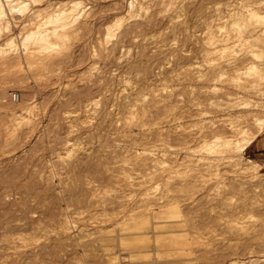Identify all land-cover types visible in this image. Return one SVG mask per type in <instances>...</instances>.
I'll list each match as a JSON object with an SVG mask.
<instances>
[{
  "label": "rangeland",
  "instance_id": "374dc122",
  "mask_svg": "<svg viewBox=\"0 0 264 264\" xmlns=\"http://www.w3.org/2000/svg\"><path fill=\"white\" fill-rule=\"evenodd\" d=\"M47 1L74 0L0 32V264H264L263 159L199 152L224 109L264 102V0H78L53 49L23 52Z\"/></svg>",
  "mask_w": 264,
  "mask_h": 264
},
{
  "label": "bare ground",
  "instance_id": "6f19581e",
  "mask_svg": "<svg viewBox=\"0 0 264 264\" xmlns=\"http://www.w3.org/2000/svg\"><path fill=\"white\" fill-rule=\"evenodd\" d=\"M43 0H0V32H2L1 30H3L2 28H9V25H8V22L5 21V16L7 15V13H23V12H27V10H32V6H39V4L43 3L42 2ZM45 2V0H44ZM71 2V1H70ZM47 3L50 5H45L46 9H50L48 11V14L46 16V20L44 23L36 26V28L34 30H32V32H27L26 34L22 35V42H21V49L23 52H26L28 51V49L30 47H33L31 45H35L37 46L38 48L40 47L41 49H43V51L45 50H51L53 49V44L52 42H50V39L51 36L53 35L55 37L56 35V32H57V29L60 27V26H63V24H66V21L69 22V20L72 22V21H77L78 18L76 17L77 15H79L77 13V10L80 11V9H78L81 5V2L78 1V0H74L70 3H68L66 5L65 1L62 2V5L59 4H56V5H52L50 3H52V1L48 2ZM65 3V4H63ZM140 4V1L139 0H134V1H129L128 2V13L129 14H132L133 10H134V7L136 5H139ZM47 12V10H45ZM18 14V15H19ZM251 15H254V14H251ZM251 15L248 14L247 15V20L249 23H251V20H253V16L251 18ZM13 16V15H12ZM18 17V16H17ZM246 17V16H245ZM254 17H258V16H255ZM254 18V19H255ZM260 19V17H259ZM237 20V19H236ZM256 22L258 21V19L256 18L255 19ZM235 21V20H234ZM117 23L121 22V19L118 18V21H116ZM255 22V21H254ZM259 22V21H258ZM257 22V23H258ZM238 23V22H237ZM256 23V24H257ZM240 24V23H239ZM65 26V25H64ZM63 26V27H64ZM234 26V24H233ZM242 26V25H241ZM244 26V25H243ZM251 27V26H250ZM234 28V27H233ZM246 28V27H245ZM258 28V26H257ZM256 27L253 29H248L249 30V33L253 32L255 29H257ZM261 28V27H259ZM236 29V28H234ZM238 29V28H237ZM31 30V29H30ZM264 30V28L262 29ZM242 32V31H241ZM238 33V32H237ZM255 33V32H253ZM262 33V31L260 32ZM264 33V32H263ZM244 34V33H243ZM21 35V34H20ZM247 35V34H246ZM261 34H259L260 36ZM224 36V35H223ZM236 36V35H235ZM254 36V35H253ZM252 36V37H253ZM256 36V34H255ZM19 37V35H18ZM52 37V38H54ZM239 37V36H238ZM244 37V36H243ZM258 37V36H257ZM241 38V37H240ZM251 38V36L249 37ZM258 38H264V34L262 35V37H258ZM230 39V38H229ZM256 39V38H255ZM245 40V39H244ZM263 40V39H262ZM261 40V41H262ZM229 41V40H228ZM238 41V40H237ZM258 41V40H257ZM260 41V42H261ZM248 42V41H247ZM250 42V41H249ZM248 42V43H249ZM20 43V42H19ZM214 43V42H213ZM14 44H15V40L12 38H10L9 40H7V43H5V45L12 49L11 47H14ZM244 44V43H243ZM212 45V44H211ZM215 45H216V41H215ZM242 45V43H241ZM240 45V46H241ZM11 46V47H10ZM34 46V48L36 49V47ZM55 46V45H54ZM214 46V45H213ZM244 46H246L244 44ZM263 46V45H262ZM220 47V46H219ZM243 48V47H242ZM9 49V50H10ZM33 49V48H32ZM214 49V48H213ZM217 49V48H216ZM219 49V48H218ZM223 49V48H222ZM226 49V48H225ZM229 49V48H228ZM2 49H0L1 51ZM30 50V49H29ZM215 50V49H214ZM32 51V50H31ZM38 51V50H37ZM212 51V50H211ZM222 51V50H221ZM225 51V50H224ZM3 52V51H2ZM7 52V50H6ZM6 52H4V55L6 54ZM47 52V51H46ZM210 52V51H209ZM253 52V51H252ZM27 53V52H26ZM31 53V52H30ZM254 53V52H253ZM1 55V54H0ZM3 55V53H2ZM24 55V54H23ZM28 55V54H27ZM32 55V54H31ZM30 55V56H31ZM214 55V54H213ZM217 55V54H216ZM225 55V54H223ZM222 55V56H223ZM228 55V54H227ZM36 56V55H34ZM212 56V55H211ZM235 56V55H234ZM239 56V55H238ZM3 57V56H2ZM1 57V58H2ZM26 57V56H25ZM41 57V56H40ZM184 57V56H183ZM218 57V55H217ZM229 57V56H228ZM231 57V56H230ZM6 58V57H4ZM34 58V57H33ZM38 58V57H37ZM219 58L220 55H219ZM26 59H30V58H26ZM39 59V58H38ZM207 59V58H206ZM214 59V58H213ZM222 59V58H221ZM227 59V58H226ZM241 59V58H240ZM217 60V59H216ZM239 61V59H238ZM206 62V61H205ZM209 62V61H208ZM216 62V61H215ZM230 62V61H229ZM222 63V62H221ZM234 63V61H233ZM224 64V63H223ZM231 64V63H230ZM235 64H237L235 62ZM221 65V64H220ZM189 66V65H188ZM223 66V65H222ZM227 66V65H226ZM252 66V65H251ZM215 67V66H214ZM225 68V66H223ZM241 67V66H240ZM254 67V65H253ZM251 68V70H253L254 68ZM186 68V67H185ZM213 68V67H212ZM227 68V67H226ZM247 68L249 69L250 67L247 66ZM256 68V67H255ZM208 69V68H207ZM214 69V68H213ZM218 68H216L217 70ZM257 69V68H256ZM219 70V69H218ZM239 69L236 70V72H238ZM250 70V69H249ZM260 71V69H258ZM257 70V71H258ZM240 71V70H239ZM243 71V70H242ZM210 72V71H209ZM218 72V71H217ZM222 72V71H221ZM227 72V71H226ZM244 72V71H243ZM198 73V72H196ZM195 73V74H196ZM207 73V72H206ZM212 73V72H211ZM229 73V72H228ZM248 73L247 72V75L248 76ZM259 73V72H257ZM200 74H203L200 72ZM215 74V73H214ZM260 74V73H259ZM258 74V75H259ZM232 75V74H231ZM255 75V74H254ZM260 75H263V73H261ZM190 76V75H189ZM205 76V75H204ZM238 76V75H237ZM226 77V76H225ZM228 77V75H227ZM235 77V75H234ZM261 77V76H260ZM217 78V77H216ZM232 78V77H231ZM242 78V77H241ZM244 78V76H243ZM247 78V77H246ZM192 79V78H191ZM196 79V78H195ZM209 79V78H207ZM211 79V78H210ZM215 79V78H214ZM245 79V78H244ZM257 79V78H256ZM263 79H264V75H263ZM263 79H260V80H263ZM205 79H203L204 81ZM226 80V78H225ZM240 80V79H239ZM243 80V79H241ZM252 80V79H251ZM254 80V79H253ZM247 81V79H246ZM200 82V81H199ZM205 82V81H204ZM210 82V81H209ZM230 82V81H229ZM234 82V81H233ZM252 81H249L247 83H250ZM197 83V82H195ZM244 83V82H243ZM221 85L222 84H225V83H220ZM241 84V83H240ZM251 84V83H250ZM260 84H264L263 83H260ZM258 84V85H260ZM190 85V84H189ZM228 85V84H227ZM234 86V84H232ZM236 85V84H235ZM187 86V85H186ZM194 86V85H193ZM192 86V87H193ZM229 86V85H228ZM239 86V85H238ZM191 87V88H192ZM209 87V86H208ZM215 87V86H214ZM220 87V86H219ZM222 87V86H221ZM246 87V86H245ZM253 87V86H252ZM264 87V86H263ZM188 88V87H186ZM195 88V87H194ZM193 88V89H194ZM240 88H242L240 86ZM209 89V88H208ZM234 89V88H233ZM262 89V88H261ZM261 89H258L257 88V92H259V97H264V88L261 90ZM183 90V89H182ZM217 90V89H216ZM195 91V90H193ZM201 91V90H200ZM199 91V92H200ZM208 91V90H207ZM215 91V90H214ZM222 91V90H221ZM236 91V90H235ZM260 91H262L260 93ZM197 92V91H196ZM253 92V91H252ZM194 93V92H193ZM192 93V94H193ZM205 93V92H204ZM208 93V92H207ZM217 93V92H216ZM182 94V93H181ZM197 94V93H196ZM214 94V93H213ZM227 94V92H226ZM229 94V93H228ZM225 95V94H224ZM240 95V94H239ZM251 95V94H250ZM216 96V95H215ZM214 96V97H215ZM164 97V96H162ZM167 97V96H166ZM178 97V96H177ZM193 97V96H191ZM245 97V96H244ZM229 98V97H228ZM160 99V98H159ZM162 99V98H161ZM219 99V98H218ZM180 100V99H179ZM193 100V99H192ZM202 100V99H201ZM222 100V99H220ZM224 100V99H223ZM230 100V99H229ZM260 100V99H259ZM264 99L260 100V101H263ZM160 101V100H159ZM165 101V100H164ZM163 101V102H164ZM16 102V101H15ZM18 102V101H17ZM171 102V101H169ZM181 102V101H180ZM178 102V103H180ZM191 102V101H190ZM195 102V101H194ZM205 102V100L203 101ZM219 102V101H218ZM226 102V100H225ZM172 103H173V100H172ZM182 103V102H181ZM193 103V102H192ZM232 103V102H231ZM161 104V103H160ZM215 104V103H214ZM225 104V103H224ZM197 106V104H195ZM206 105V104H205ZM233 105V104H232ZM240 105V104H239ZM240 108H237L236 106L235 109L233 110L232 107L231 109L232 110H228V109H224L226 110V114L223 113V116L221 117V119H219L217 121V126H215L214 129H212L210 132H213V136L210 137V139H206V138H209L206 136L205 139H201L199 143H202L201 146H200V149H199V152L201 153L202 152H205L206 156H204V158L207 159V161L210 160L213 161V162H218V163H226L230 166H232L233 168L237 169L238 171L240 172H243L244 174H254V172L256 171V168L254 167L255 164H253V166H250V167H244L241 165L240 163V160H241V157L243 156L244 152L246 151V149L264 132V102H258V101H247V102H244L242 103ZM199 106V105H198ZM204 106V105H203ZM225 107V105H224ZM239 107V106H238ZM179 108V107H178ZM237 108V109H236ZM170 111H171V108H170ZM193 112V111H192ZM201 113V112H200ZM203 113V112H202ZM183 114V113H182ZM205 114V113H204ZM209 115V114H208ZM185 117V116H184ZM220 117V116H219ZM223 118V119H222ZM184 119V118H183ZM190 122V121H189ZM196 122V121H195ZM214 122V121H213ZM198 123H200L198 121ZM202 123V121H201ZM194 124V123H193ZM205 126V125H204ZM193 127V126H192ZM196 127V126H195ZM212 128V127H211ZM178 129V128H176ZM201 129V128H200ZM202 130V129H201ZM175 131V130H174ZM199 131V130H198ZM197 131V133H199ZM167 132V130H166ZM182 134V133H181ZM185 134V133H184ZM189 134V133H188ZM191 134V133H190ZM174 135V134H173ZM207 135V134H206ZM164 134H160V141L162 142L161 146H160V152H161V155H159L161 158L159 159L160 162L164 161L165 158H167V151L165 150V147L167 145V141H166V138H164ZM188 136V135H187ZM211 136V135H210ZM175 138V136H173ZM190 137V136H189ZM202 137V135H201ZM204 137V136H203ZM191 140V138H190ZM193 140V139H192ZM195 140V139H194ZM193 140V141H194ZM197 140V141H198ZM181 141V140H180ZM189 142H192V141H189ZM188 144V142L186 143ZM199 145V144H197ZM186 146V145H185ZM195 147V145L193 146ZM192 147V148H193ZM184 148V147H183ZM186 149V151L190 152L191 151V147H186L184 148ZM195 149V148H194ZM201 150V151H200ZM195 152V151H194ZM144 155V153H141V155ZM189 153H187L188 155ZM202 154V153H201ZM138 155V154H137ZM140 155V156H141ZM149 155V154H148ZM138 156V157H140ZM146 155H144L145 157ZM203 155H201L202 157ZM147 157H150V156H147ZM188 157V156H187ZM200 157V156H199ZM141 158V157H140ZM139 158V159H140ZM143 158V157H142ZM158 158V157H157ZM204 158H201L203 159L204 161ZM152 159V156L151 158ZM199 160V159H197ZM138 161V160H137ZM142 161V160H141ZM146 161V160H144ZM196 161V159H195ZM206 161V162H207ZM198 162V161H197ZM204 163V162H203ZM207 164V163H206ZM209 164H213V163H209ZM210 165V166H211ZM207 166V165H206ZM263 166V165H262ZM257 174V172L255 173ZM259 174V173H258ZM261 176L257 177L259 178V182L264 186V173H261L259 174ZM252 176V175H251ZM256 176V175H255ZM254 177V176H253ZM261 177V178H260ZM255 178V177H254ZM127 184L129 185H136L135 183H132L131 181H127L125 180ZM131 182V183H130ZM137 182V181H136ZM137 184L139 185L140 183L137 182ZM128 226L130 227V225H127V228ZM135 226V223L134 225ZM182 252V251H181ZM174 253L176 254L177 251H174ZM178 254V253H177Z\"/></svg>",
  "mask_w": 264,
  "mask_h": 264
},
{
  "label": "crops",
  "instance_id": "0c3cea01",
  "mask_svg": "<svg viewBox=\"0 0 264 264\" xmlns=\"http://www.w3.org/2000/svg\"><path fill=\"white\" fill-rule=\"evenodd\" d=\"M246 152L253 160L264 159V133L261 134L247 149Z\"/></svg>",
  "mask_w": 264,
  "mask_h": 264
},
{
  "label": "built area",
  "instance_id": "2783aa9c",
  "mask_svg": "<svg viewBox=\"0 0 264 264\" xmlns=\"http://www.w3.org/2000/svg\"><path fill=\"white\" fill-rule=\"evenodd\" d=\"M11 99H12V101H18V99H19L18 94H16V93H12V94H11ZM262 165H263V167H264V159L262 160Z\"/></svg>",
  "mask_w": 264,
  "mask_h": 264
}]
</instances>
